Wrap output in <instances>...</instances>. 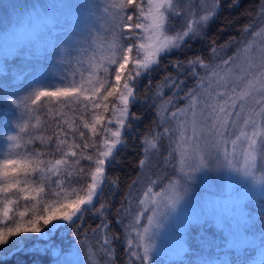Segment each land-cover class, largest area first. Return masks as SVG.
I'll return each instance as SVG.
<instances>
[{
	"label": "snow or ice",
	"instance_id": "6c2138e0",
	"mask_svg": "<svg viewBox=\"0 0 264 264\" xmlns=\"http://www.w3.org/2000/svg\"><path fill=\"white\" fill-rule=\"evenodd\" d=\"M221 3L222 0H107L102 7L90 5L103 13L101 19L107 32L103 42L93 39L85 55L76 60L77 67L70 75L61 74L57 83H37L22 97L3 95V102L23 109L29 119L42 100L48 112L55 111L61 119L54 126L51 150H32L23 155L9 150L0 158V250L5 246L18 248L28 234L39 235L45 228V236L55 229L68 231L92 212L102 217L98 228L104 230L103 243L97 250L89 248L84 257L83 241L81 248L62 249L61 254L74 251L78 259L73 264H97L98 251L112 254L109 225L103 218L105 203L100 199L109 182L106 170L116 162L126 143L123 130L130 126V106L136 102L138 83L147 76L151 86V73L161 67L163 58L181 51L191 40L203 39ZM233 6H238L236 0L229 4ZM133 7L135 11L129 12ZM260 9L259 16L243 26L248 38L233 54L221 57L213 41L209 51L220 63L206 62L202 56L186 62L177 60L169 65L176 75L165 72L163 80L157 82L161 88L172 90V95L159 105L170 119L164 118L161 132L144 138L145 156L150 160L149 149L159 151L162 141H170L168 155L176 159V174L168 177L167 183L148 177L138 201L129 198V207L120 209L130 218L126 225L127 246L133 264H160L158 241L161 245L165 242L167 227L180 216L198 173L227 170L244 182L243 187L258 190L264 198V23L258 29L254 27L256 20L264 21V4ZM221 47H231V41ZM89 51L92 55L87 54ZM60 63H67V58ZM184 76L194 81L187 90ZM156 95L162 93L157 91ZM177 98L185 101L183 107L175 105ZM169 105L175 110L170 111ZM39 124L37 117L31 127ZM113 124L115 128L109 127ZM16 127L26 133L29 122H17ZM97 136L101 137L99 141ZM7 140L19 147L17 135H9ZM35 140L47 146L53 137L32 135L27 143ZM57 154L59 157L54 158ZM81 160L89 161L88 166ZM146 164L145 159L139 161L141 168ZM20 199L28 203L20 206ZM237 200L240 219L236 226L227 214L219 220L228 230L226 242L241 246L239 250L245 254L242 264H248L249 250L257 248L249 237L257 223L264 228V209L254 220L251 214L245 216L249 202ZM133 203L135 209L131 207ZM201 216L215 217L206 206ZM258 246L264 249V238ZM64 257L58 258L56 264H68Z\"/></svg>",
	"mask_w": 264,
	"mask_h": 264
},
{
	"label": "trees",
	"instance_id": "16d2710c",
	"mask_svg": "<svg viewBox=\"0 0 264 264\" xmlns=\"http://www.w3.org/2000/svg\"><path fill=\"white\" fill-rule=\"evenodd\" d=\"M231 3H233V0H222L219 14L207 26L203 39L191 40L181 51L173 52L171 56L163 58L161 67L151 73V86H149V77L147 76L143 77L138 83L136 102L130 106V126L123 131V138L126 143L119 151L116 162L106 170L109 182L105 185L104 193L100 199V202L105 203L103 218L107 220L109 225L108 231H110L112 237L115 252L114 263L116 264H128V252L125 241L122 240L123 234L118 224V217L121 206L127 200L131 185L140 177L142 168L139 161L145 157L144 138H150L162 131L163 123L159 120V102L156 99V93L160 87L157 82L163 80L165 72L172 73L173 76L176 75L175 70L169 66L174 61L186 62L190 58L202 56L206 62H211L212 53L209 49L213 46V41L217 49L225 45V42L231 41L232 50H234L242 40L243 26L252 22L254 17L259 16L260 5L264 4V0H236L238 6L229 7ZM134 11V7L129 9V12ZM26 61V54L19 50L12 56L3 59L4 67L0 71V89H3V92H0V158L6 156L9 150L21 155L32 150L49 151L55 143L54 126L61 117L56 116L55 111L49 113L48 108L44 106V100L35 106L31 119L23 113V109H16L10 103L3 102L2 97L4 94L10 93L12 97H19V89L29 75ZM198 71L202 72L201 69H198ZM183 78L187 81L184 86L185 90L193 86L194 81L190 77L184 76ZM182 104H185L183 99H175L176 106ZM52 107L55 109L56 105H52ZM64 111L67 112L68 109L65 108ZM110 114L107 113L106 115ZM132 114H135V119H132ZM37 117L40 124L38 127L33 128L31 125L36 123ZM24 120H28L29 128L26 133H20L16 124L17 122L23 123ZM84 131L86 136L90 135L86 129ZM9 135L20 137L19 147H14L12 142L7 140ZM32 135L52 136V144L46 146L41 144L39 140L29 144L27 140ZM95 139L99 141L101 137L97 136ZM170 143L168 140L162 141V147L159 151H156L158 155L154 161L151 176L158 179L160 183H167V178L176 174L174 167L176 159L168 155L171 151V148L168 147ZM87 151L91 152L92 150L88 149ZM58 157L59 154L54 158ZM81 164L87 167L89 161L81 160ZM16 195L19 194L16 193ZM25 203L28 202L23 199L19 200L20 206ZM249 203V214L253 215L255 220H258L257 214L264 209V201H261L260 205ZM101 220V216L89 212L75 228L66 231L68 234L67 241H80V239L95 231L101 224ZM48 227L50 228L51 225ZM252 230V233L255 232L260 235V242V239L264 238V228L257 223ZM43 231L47 232L48 229L45 228ZM35 235L37 234H28L23 243L31 242ZM226 236L227 234L223 228L217 227L210 220L190 224L186 234L188 251L184 255V259L167 264H242L245 254L242 251L237 252L234 248H228L225 240ZM23 243L18 248L7 249V246H5L3 250H0V264L48 263L50 255L27 250L24 248ZM255 244L257 245L255 251L249 250L248 264H261V261H264V249L258 246V242Z\"/></svg>",
	"mask_w": 264,
	"mask_h": 264
},
{
	"label": "rangeland",
	"instance_id": "374dc122",
	"mask_svg": "<svg viewBox=\"0 0 264 264\" xmlns=\"http://www.w3.org/2000/svg\"><path fill=\"white\" fill-rule=\"evenodd\" d=\"M106 3L107 0H0V71L4 67L3 59L5 57L12 56L18 50L27 56L26 63L29 75L19 89V97L24 96L30 87H35L37 83L52 82L55 84L61 74L70 75L71 71L77 67L76 60L85 55V49H89V43L93 39L97 42H103L107 35L106 25L101 19L103 13L100 9L89 6L100 5L102 7ZM261 23L264 21L256 20L254 27L258 29ZM247 38L243 34L241 42L236 45L234 50H232V45L227 48L221 47L218 49L219 55L223 57L226 54H233ZM87 54L92 55V51ZM64 57L67 58V63L61 64L60 60ZM211 62L218 64L220 59L212 58ZM83 67H87V65ZM158 91L162 93L159 97L156 95L159 105L161 100L172 95V90L168 88H161L160 86ZM183 106L184 104L177 107ZM168 107L170 111L175 110L171 105ZM158 111L160 122L163 123L165 117L170 119L169 113L163 112L160 107H158ZM109 127L115 128L116 125L113 124ZM149 155L150 160L148 157H144L147 164L141 169L137 183L131 185L127 200L130 198L138 201L148 183V177L153 178L151 171L158 154L156 150L149 149ZM243 183L234 173H229L227 170L198 173L196 183L192 185L191 194L180 210V216L167 227L165 242L161 245L158 241L160 264L178 262V260L184 259V255L188 251L186 234L190 224L210 220L217 227H222L228 235V230L219 220V217L227 214L232 217L233 227L236 226L240 219L237 211L239 207L237 198H242L256 205H260V202L264 201V198L258 194V190L250 191L242 186ZM127 200L121 208L129 207ZM205 206L215 217L204 218L201 216V209ZM131 207L135 209L136 204L133 203ZM248 214L249 209L245 216L247 217ZM251 217L255 220L253 215ZM129 219L126 214L119 213L118 224L123 234L122 240L125 241L127 252L129 236L126 225ZM47 232L43 231L41 234L35 235L31 242L23 243L27 250L50 255V260L46 264H56L57 259L64 256H66L64 259L68 264H73L78 259L75 252L61 254L62 249L81 248L80 241H83L81 256L84 257L89 248H93V250L99 248V245L103 243L102 238L105 234L104 230L97 228L78 242H68V234L64 230L55 229L45 236L44 233ZM107 233L112 241L108 229ZM259 238L260 235L255 232L249 237L255 243H259ZM227 247L241 252L239 250L241 246L234 243L227 242ZM111 248V255H107L103 251L97 252V264H101V260L102 264H116L114 263L115 252L112 244ZM127 263L133 264V258L129 254Z\"/></svg>",
	"mask_w": 264,
	"mask_h": 264
}]
</instances>
